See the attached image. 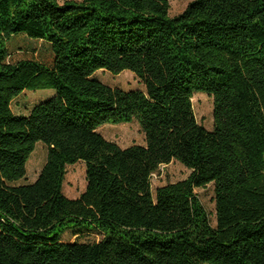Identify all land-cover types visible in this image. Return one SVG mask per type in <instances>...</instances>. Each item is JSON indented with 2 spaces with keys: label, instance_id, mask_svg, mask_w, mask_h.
Segmentation results:
<instances>
[{
  "label": "trees",
  "instance_id": "trees-1",
  "mask_svg": "<svg viewBox=\"0 0 264 264\" xmlns=\"http://www.w3.org/2000/svg\"><path fill=\"white\" fill-rule=\"evenodd\" d=\"M0 0V264H264V0ZM49 45L53 62H10L9 43ZM132 72L144 90L94 76ZM54 91L29 115L13 102ZM213 99L214 127L193 98ZM137 122L145 145L100 128ZM39 143L47 160L21 181ZM173 161L191 171L152 189ZM83 162L86 191L64 193ZM214 185L216 221L197 195ZM96 233L99 242L63 236Z\"/></svg>",
  "mask_w": 264,
  "mask_h": 264
},
{
  "label": "rangeland",
  "instance_id": "rangeland-1",
  "mask_svg": "<svg viewBox=\"0 0 264 264\" xmlns=\"http://www.w3.org/2000/svg\"><path fill=\"white\" fill-rule=\"evenodd\" d=\"M69 1L81 2L82 0H58L60 4ZM193 1L195 0H172L171 16L176 17L182 14ZM9 51L11 54L9 61L13 63L22 60H36L50 65L53 62L52 52L48 44L42 41L31 40L26 36L14 37L9 43ZM94 77L110 87L118 88L126 92L144 90L141 81L130 71H125L119 75H113L107 71H99ZM48 92L26 91L13 102L12 108L14 113L16 115H29L37 104L49 97ZM193 106L198 122L206 129L212 130L214 127L213 99L205 93H198L193 98ZM99 131L107 140L117 143L122 148H128L134 145H145V135L137 122L118 125L109 124L100 128ZM46 160L47 147L43 143H39L28 162V174L21 183H34ZM190 174L191 171L177 161L161 166L152 178L154 195H156L158 188L184 181ZM86 188L85 164L79 162L76 165L69 166L64 184L65 195L69 198L76 199L86 191ZM196 193L209 213L212 225L215 227L217 221L214 185L199 189ZM63 240L65 242L80 243L99 242L102 240V237L96 233H85L81 236L67 233L63 236Z\"/></svg>",
  "mask_w": 264,
  "mask_h": 264
},
{
  "label": "crops",
  "instance_id": "crops-1",
  "mask_svg": "<svg viewBox=\"0 0 264 264\" xmlns=\"http://www.w3.org/2000/svg\"><path fill=\"white\" fill-rule=\"evenodd\" d=\"M48 93H49V96H51V97L54 96V92L49 91ZM13 111H14V110H13ZM36 180H37V179H36ZM72 199H75V198H72Z\"/></svg>",
  "mask_w": 264,
  "mask_h": 264
}]
</instances>
